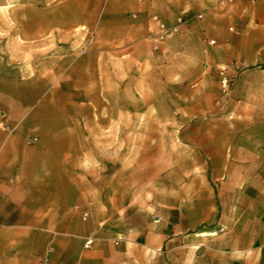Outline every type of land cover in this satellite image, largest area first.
Segmentation results:
<instances>
[{
	"label": "crops",
	"instance_id": "1",
	"mask_svg": "<svg viewBox=\"0 0 264 264\" xmlns=\"http://www.w3.org/2000/svg\"><path fill=\"white\" fill-rule=\"evenodd\" d=\"M82 1L62 7L95 30L79 58L0 75V264H264V156L227 160L217 196L167 171L135 193L123 144L178 114L157 105L203 104L196 82L220 62L264 77V0ZM160 25L175 31L153 51Z\"/></svg>",
	"mask_w": 264,
	"mask_h": 264
},
{
	"label": "rangeland",
	"instance_id": "2",
	"mask_svg": "<svg viewBox=\"0 0 264 264\" xmlns=\"http://www.w3.org/2000/svg\"><path fill=\"white\" fill-rule=\"evenodd\" d=\"M73 1L80 6L84 3ZM68 2L0 0L1 76L11 77L21 67L23 75L31 77L37 69L67 66L87 50L95 30L82 20L77 24L62 23L66 14H62V7H67ZM92 3L94 0L91 6ZM150 36L145 42L151 46ZM252 69L259 68L220 62L196 82L201 86L203 104L193 102L170 108L157 105L155 112L161 116L178 114L171 120L155 122V131H148V122H134V129L128 132L131 134L123 138L125 176L132 181H125V188L141 193L153 182L163 185L162 173L167 171L171 172L169 181L173 186L204 178L217 196L223 189L214 185L215 177L221 175V182L226 183L227 160L248 159L251 155L245 151L250 149L256 151L255 159L264 156V90L256 88L264 77L252 73ZM61 92L67 96V90ZM208 99L213 104L206 103Z\"/></svg>",
	"mask_w": 264,
	"mask_h": 264
},
{
	"label": "built area",
	"instance_id": "3",
	"mask_svg": "<svg viewBox=\"0 0 264 264\" xmlns=\"http://www.w3.org/2000/svg\"><path fill=\"white\" fill-rule=\"evenodd\" d=\"M194 20H199L201 19V15L197 14L193 16ZM175 31V28H166L163 25L159 26V29L155 32H153L150 36V42H151V47L153 51H159L168 37ZM213 44L214 42H210ZM226 84V81H224V85ZM89 217V214L84 213L83 214V219L86 220ZM93 244V239L92 238H87L83 244V248L88 250L92 247ZM36 264H48L46 257L41 258L38 260Z\"/></svg>",
	"mask_w": 264,
	"mask_h": 264
}]
</instances>
